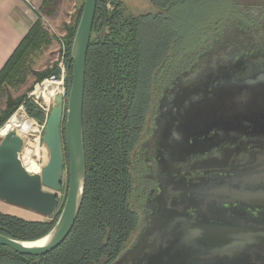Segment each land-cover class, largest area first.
<instances>
[{"label":"trees","instance_id":"16d2710c","mask_svg":"<svg viewBox=\"0 0 264 264\" xmlns=\"http://www.w3.org/2000/svg\"><path fill=\"white\" fill-rule=\"evenodd\" d=\"M56 1L44 0L43 9H53ZM206 1L214 9L204 14L208 23L194 45L184 47L164 28L151 26L161 20L158 13L125 15L122 2L97 0L85 68L82 138L86 174L79 214L56 249L34 257L0 245V264H110L123 251L138 227V213L132 205L131 152L141 139L155 97L161 86L196 60V51L212 26L238 8V0ZM153 2L165 5L166 0ZM82 10L83 3L65 29L69 50ZM54 42L55 36L39 17L0 72V97L25 86L30 77L37 83L51 75L53 70L36 72L32 65L36 54ZM70 75L69 55L67 89ZM21 106L30 119L45 124L44 109L25 94L15 100L8 96L0 112V129ZM62 206L54 217L41 220L0 211V235L22 242L38 240L54 227Z\"/></svg>","mask_w":264,"mask_h":264},{"label":"water","instance_id":"95a60500","mask_svg":"<svg viewBox=\"0 0 264 264\" xmlns=\"http://www.w3.org/2000/svg\"><path fill=\"white\" fill-rule=\"evenodd\" d=\"M96 5L97 0H84L83 2V10L70 48L71 75L68 94L66 99L61 95L53 98V105L43 128L41 143L47 153V163L42 167L40 174H31L25 169L18 151V146L23 143V140L15 131L10 132L0 141V201L10 206L34 212L46 219L54 217L59 206L58 193L62 191V175L65 170L66 154L68 165L67 192L60 214L51 231L32 242H22L0 235L1 246L8 247L22 255L37 257L56 249L71 232L81 208L86 174L82 138L85 68ZM232 29L237 34L240 33V30L236 31L240 29L237 26H232ZM237 40L238 43L234 47L219 52V56H224L228 61H231V68L234 67V72L228 80L225 77H215L211 79L212 81L204 79L203 81L206 82L201 83L200 86L198 81H195L203 73V69L219 66L216 62L219 57L218 54L207 65L206 63L210 59L209 55L206 58H198L189 70L176 77L180 89L177 90L173 84L172 98L167 103L160 102L159 110L161 113L156 119V127L150 138L151 144L158 143L162 133L163 121L167 117L170 103H173L174 96L178 91L181 90L177 99V106L182 102L183 107L181 105L180 110L170 116L174 126L166 138L169 143V150H174L176 143L186 140L190 134H193L192 136L200 134L197 132L189 133L185 130L186 126L180 124L181 115L188 105L200 101L201 95L205 93H215L223 89L222 86L225 84L237 82L246 84L264 76V73H261L264 72V29L253 32L247 30L245 34L243 33V39ZM246 54L252 56L244 64L242 73H237L241 68L240 65H237L238 60L244 59ZM256 69L258 71H255ZM259 73L261 74L258 77L251 78ZM51 74L58 75L59 70L56 69ZM187 81H190L191 84ZM189 86L190 88H188ZM186 92L189 94L185 97L183 95ZM203 116L207 115L204 113ZM240 118L245 122L248 120L253 122L245 128L254 134L264 130V124H255L256 117L249 116L246 118L239 115L215 123L214 127L217 129L215 132H218L219 126L226 127L229 130L228 133L239 130L240 125H236L234 122ZM231 120L233 123H229ZM225 122L228 124L224 125ZM238 122L241 123V121ZM200 130L207 133V127ZM185 147L190 150L197 149L191 147V144ZM189 155H182V157ZM235 185L239 186H233V189L228 186L226 187L227 191L219 195L223 197L221 198L223 201L227 203L237 202L252 208L264 209V173H260L258 179L257 177H253L251 180L240 179ZM242 185L247 188L241 187ZM168 189L170 193L175 194L174 196L182 191L185 194H191L198 190L192 187L182 190L175 188L174 191H170L171 188L169 187ZM198 198L201 197L197 196L193 202L201 203L202 199ZM247 224L248 222H245L244 225L234 226L201 221L194 215H187L181 205L172 207L167 205L166 211L162 212V218L156 220L154 224L152 223L149 229L148 238L151 240L149 254H144L141 257L142 262L135 259L146 249L145 245L140 243L123 264H159L162 254H167V251L171 250L169 247L171 248L173 245H177L176 249L178 248L180 253V246L195 248L196 251H193L192 259L199 261L209 260L210 257L218 255H222L219 257L220 259L227 258L231 251H237L239 247L243 246L264 245V221L254 222L255 225H261L260 227H249L246 226ZM145 239L147 238L145 237ZM38 242L41 243L35 244ZM170 254L173 255V252H169ZM148 258H150V263L145 262ZM253 261H261L264 264V257L253 251L246 258V263L253 264Z\"/></svg>","mask_w":264,"mask_h":264},{"label":"flooded vegetation","instance_id":"af4514ba","mask_svg":"<svg viewBox=\"0 0 264 264\" xmlns=\"http://www.w3.org/2000/svg\"><path fill=\"white\" fill-rule=\"evenodd\" d=\"M237 5V11L220 18L221 20L216 22L215 26H212L211 30L205 34L201 47L196 51V60L193 63L197 62L198 58H206L209 55L210 59L206 63L207 65L214 56L217 54L219 56L220 51L234 47L238 43L237 39H243V33L245 34L247 30L253 32L264 29V0H238ZM232 26L240 28L236 30H240L239 35L232 29ZM244 56V59L238 60L237 65H240L241 68L237 73H242L244 64L252 55L246 54ZM216 62L219 65L217 68L203 69V73L195 80L198 81L199 86L206 82L203 81L204 79L225 77L228 80L229 76L233 74L232 62L224 56H219ZM192 64L186 70H189ZM186 70L185 67L181 68L174 78L161 86L160 93L155 97L154 105L146 118V126L141 134V139L131 152L132 205L138 213V227L117 260L112 264L126 262L127 257L136 250L140 243H143L146 249L139 257L135 256V259L142 262L141 257L151 251L149 247L151 240L148 238L149 229L152 223L154 224L156 220L162 218V212L166 211L167 205L169 207L181 205L187 215H194L201 221L211 223L241 226L248 222L246 226L260 227L261 225H255L254 222L264 221V209L252 208L237 202L227 203L221 199L223 197L219 196L227 191L226 187L229 186L233 189V186H239L235 184L240 179L251 180L253 177L258 179L259 174L264 173V130L254 134L245 128L253 123L252 121L245 122L240 118L238 121H241L242 124H239L236 120L234 123L240 125V128L231 133H228L229 130L224 126H219L218 132H215L217 129L213 125H207V133L199 129L197 133L200 134L197 136L190 134L186 140L176 143L174 150H169V143L166 138L174 126L170 116L180 110L182 105L181 102L177 106L180 90L174 96L173 103H170V109L163 121L162 133L158 143L151 144L150 138L156 127V119L161 113L159 104L160 102L167 103L172 98L171 91L174 85L177 90L180 89L176 77L182 75ZM261 73L251 78L258 77ZM261 78L264 79V76ZM230 79L232 78L230 77ZM187 82L191 84L193 80ZM198 85L196 84V86ZM188 94L186 92L183 96L186 97ZM255 121V124H264L262 117H256ZM229 123H233L232 120ZM226 124L228 123L225 122L224 125ZM190 144L191 147L197 149L190 150L185 147ZM186 154L190 155L182 157ZM66 164L65 154V168ZM168 187L171 188L170 191H174L175 188L182 190L190 187L198 190L191 194H185L182 191L174 196L175 194L168 191ZM241 187L247 188L244 185ZM197 196L201 197L198 198L202 199L201 203L193 202ZM176 247L177 245L169 247L171 250H168L167 254H162L159 264H247L246 258L253 251L264 257V245L262 244L239 247V250L231 251L227 258L220 259L219 257L222 255H218L205 261L192 259L193 251H196L195 248L180 246V253ZM169 252H173V255H169ZM149 259L145 262L150 263ZM253 264H263V262L253 261Z\"/></svg>","mask_w":264,"mask_h":264},{"label":"rangeland","instance_id":"374dc122","mask_svg":"<svg viewBox=\"0 0 264 264\" xmlns=\"http://www.w3.org/2000/svg\"><path fill=\"white\" fill-rule=\"evenodd\" d=\"M122 2L126 8L125 15L133 14H159L161 20L156 21L151 26L158 25L164 28L169 33L170 38L179 39L180 45H194V41L202 34V29L207 25V17L204 16L207 10L212 9V3L206 0H166L165 5H154L153 0H118ZM84 2V0H71L67 5L61 1H58L59 8L55 12L54 16L59 17L60 23H55V18H50L46 13L41 12L45 27L49 32L53 33L52 28L58 32L63 31V27L66 20L72 18L75 20L78 7ZM108 9L111 10L112 6L108 3ZM75 9V10H74ZM63 17V18H62ZM74 18V19H73ZM51 48L47 51L39 52L33 59V69L37 71L49 70L52 61L55 62V51L57 43L54 42ZM178 47H180L178 45ZM182 46L179 50H182ZM36 82L34 78H30L25 86L19 89H10L0 97V112L5 109L6 100L10 96L13 100L30 94L33 91ZM32 88L31 90H29ZM223 89L216 91L215 93H205L201 95L200 101L192 102L186 107L181 115L180 124L186 126L185 130L189 133H195L199 129L213 125L221 120L237 117L239 115L247 117H262L264 118V79L252 80L248 83H231L222 86ZM160 93V92H159ZM36 101V100H35ZM37 103L44 109V114L47 117L50 109L53 105V101L49 102L47 107L44 106L41 98L37 99ZM46 108V109H45ZM207 116H203V114ZM38 126V122L30 119L24 112L23 108H19L14 116L6 122V124L0 129V133L4 135L7 131L10 132V125L16 127L19 131H35L34 124ZM39 127V126H38ZM43 134V133H42ZM41 134V136H42ZM6 136V133L4 137ZM37 139V138H36ZM2 138H0V141ZM26 144L28 141H35L39 150L37 156H33V161L41 168L47 163V153L42 147L41 139L36 141L34 138H22ZM28 165L32 167V164L28 162ZM68 168V167H67ZM30 169V168H29ZM31 174H35V171H30ZM37 174V173H36ZM40 174V173H39ZM68 184V172L64 170L62 175V191L58 193L59 206L56 210L60 209L64 203L63 200L66 197ZM2 206L11 208L12 212H18V209L0 201ZM18 208V207H17ZM23 210V209H21ZM34 219L41 220L43 217L33 212L31 215Z\"/></svg>","mask_w":264,"mask_h":264},{"label":"crops","instance_id":"0c3cea01","mask_svg":"<svg viewBox=\"0 0 264 264\" xmlns=\"http://www.w3.org/2000/svg\"><path fill=\"white\" fill-rule=\"evenodd\" d=\"M28 1L29 3L27 2V0H0V72L3 69L4 65L6 64V62L12 56L14 51L20 45L24 37L27 35L31 27L37 21V19L39 17L43 19V17L41 16V12L46 13V15L50 18H55L56 20L55 23L59 24L60 23L59 17L54 16L55 12L57 11V8H59L60 5L58 4V1H61L65 6L71 0H57L53 9H43L44 0H28ZM71 22H72V18L66 20L65 21L66 26H68ZM66 26L64 25L63 27V32L65 33H66L65 31ZM45 51H43V53ZM54 64L55 62L53 63L52 61V64L49 69L53 70ZM34 71L41 72L37 70ZM30 78H34V77H30ZM13 116L14 114L10 117V119ZM15 209H18L17 210L18 212H15V210H13L12 212L11 208L8 209L6 208V206H2L0 204V211L3 213H10L22 217L24 219L34 220V218L31 217L33 212L27 210H21V208H17V207H15Z\"/></svg>","mask_w":264,"mask_h":264},{"label":"built area","instance_id":"2783aa9c","mask_svg":"<svg viewBox=\"0 0 264 264\" xmlns=\"http://www.w3.org/2000/svg\"><path fill=\"white\" fill-rule=\"evenodd\" d=\"M27 2L29 3L28 0ZM52 31H54L52 34L55 36V40L57 43L56 45L57 54H56L55 64L53 66V71L58 69L59 74L58 75L51 74L49 77L45 78L41 82H38L37 84H35L33 91L27 95V99L29 100L33 99L37 101V99L41 98L43 100V104L45 107L49 105V102L53 100L55 96L61 95L66 99L68 94V89L66 87V75H67V61L69 59L70 50L65 39L66 33L63 31L58 32L53 28ZM20 108L22 109V106ZM37 124L39 127L36 124H34L36 133L33 137L25 136L22 138H25L26 140H28V138L29 139L34 138L36 141H40L41 134L43 133L44 125L39 123ZM0 138H2L1 135ZM35 156H37V154Z\"/></svg>","mask_w":264,"mask_h":264},{"label":"bare ground","instance_id":"6f19581e","mask_svg":"<svg viewBox=\"0 0 264 264\" xmlns=\"http://www.w3.org/2000/svg\"><path fill=\"white\" fill-rule=\"evenodd\" d=\"M39 92V91H38ZM10 132H16L21 138L22 137H33L36 133V129L35 131H32V132H28V131H19L16 127L10 125V128H9ZM10 132H6V136L10 133ZM1 137L4 138V135L1 134ZM18 151L20 153V157H21V160H22V163L25 167V169L31 173L30 171L33 170L35 171V174H39L41 172V167L39 165H37L34 161H33V156H35L39 150V146L38 144L35 142V141H28L26 144L24 143H21L19 146H18ZM28 162H30L32 164V167L30 165H28ZM30 168V169H29ZM41 242H38V243H35V244H40ZM33 245V244H31Z\"/></svg>","mask_w":264,"mask_h":264}]
</instances>
